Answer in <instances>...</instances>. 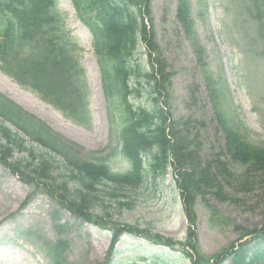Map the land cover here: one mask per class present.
<instances>
[{
	"label": "trees",
	"instance_id": "16d2710c",
	"mask_svg": "<svg viewBox=\"0 0 264 264\" xmlns=\"http://www.w3.org/2000/svg\"><path fill=\"white\" fill-rule=\"evenodd\" d=\"M70 2L92 36L111 126L118 116L120 119L118 143L108 146L106 152L84 153L0 94V164L25 185L45 192L72 216L98 227L106 226L102 220L92 219L93 208L102 203L98 187H108L104 195L130 209L132 201L121 202L124 192L140 188L147 178L162 177L170 168L187 224L184 241L164 239L113 222L108 229L113 239L101 264L112 263L118 237L124 233L178 251L189 264H264V226L205 255L197 240L195 212L200 202L215 215L211 201L235 203L239 193H251L255 186L264 195V148L249 143L243 132L228 121L220 108L219 88L211 79L203 78L221 147L210 158H202L198 130L192 133L188 121L172 117L170 89L174 73L157 43L151 0ZM176 4L175 19L189 38L193 34L189 0H176ZM250 4L254 7L252 17L260 26L259 36L264 38V0H251ZM139 43L146 51L143 73L133 62ZM79 51L56 0H0V71L65 119L89 130V94ZM195 52L201 54L197 46ZM138 77L146 80V107H134L129 102L136 93L129 83L132 79L138 82ZM191 95L193 99V90ZM115 163L122 164V168L113 171ZM236 169H241L239 175ZM69 183L74 186L68 188ZM57 216L58 212L53 211V229L61 233L65 227L57 223ZM248 235L259 241L252 251L247 249L249 242L237 244ZM67 248L64 240L55 242L52 252L56 264H67L63 258Z\"/></svg>",
	"mask_w": 264,
	"mask_h": 264
},
{
	"label": "rangeland",
	"instance_id": "374dc122",
	"mask_svg": "<svg viewBox=\"0 0 264 264\" xmlns=\"http://www.w3.org/2000/svg\"><path fill=\"white\" fill-rule=\"evenodd\" d=\"M250 3L251 0H189L193 34L186 38L175 19L176 0H151L157 43L174 73L170 89L172 117L175 121H188L192 133L198 130L204 160L219 151L221 135L216 132L203 77L219 88L220 108L228 121L243 132L249 143L264 148V38L259 36L260 26L252 17ZM56 4L66 28L80 47L79 62L89 94L90 129L63 118L2 72L0 94L45 122L82 152H106L108 146L118 143L119 116L112 127L100 88L91 35L78 21L69 0H56ZM196 46L201 50L200 55L195 52ZM145 58L146 51L139 43L133 62L142 73ZM138 78V86L135 79L129 83L136 89L129 102L134 107H146L149 106L146 80ZM120 168L122 164L115 163L112 170ZM235 173L239 175L241 169ZM73 186L69 183L68 188ZM108 191V187H98L102 203L95 205L92 215L93 220L100 219L106 226L87 225L60 208L45 192L32 191V187L0 165V264H54L49 249L58 238L69 244L63 255L67 264H101L113 239L108 231L113 222L164 239L178 242L185 239L186 222L170 168L162 177L147 178L140 188L124 192L121 202L132 201L130 209L104 195ZM229 193L236 195L233 191ZM236 199L235 203L211 201L215 215L200 202L196 204L197 240L203 254L216 253L264 226V195L260 187L255 186L251 193H239ZM53 211L58 212L57 223L65 227L61 233L53 229ZM245 240L249 242V251L258 247L259 242L253 241L251 235ZM115 247L111 264H189L181 253L136 235L121 234Z\"/></svg>",
	"mask_w": 264,
	"mask_h": 264
}]
</instances>
